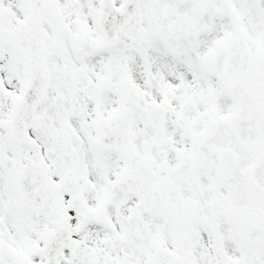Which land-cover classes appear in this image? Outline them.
Listing matches in <instances>:
<instances>
[{"label": "snow or ice", "instance_id": "obj_1", "mask_svg": "<svg viewBox=\"0 0 264 264\" xmlns=\"http://www.w3.org/2000/svg\"><path fill=\"white\" fill-rule=\"evenodd\" d=\"M0 264H264V0H0Z\"/></svg>", "mask_w": 264, "mask_h": 264}]
</instances>
